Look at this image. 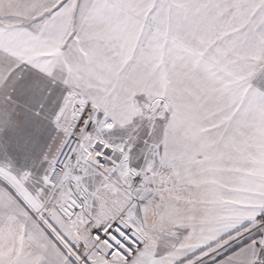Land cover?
Segmentation results:
<instances>
[{"label":"snow or ice","instance_id":"snow-or-ice-1","mask_svg":"<svg viewBox=\"0 0 264 264\" xmlns=\"http://www.w3.org/2000/svg\"><path fill=\"white\" fill-rule=\"evenodd\" d=\"M0 264H264V0H0Z\"/></svg>","mask_w":264,"mask_h":264}]
</instances>
